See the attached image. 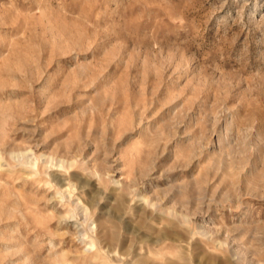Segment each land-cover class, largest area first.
Listing matches in <instances>:
<instances>
[{
  "label": "rangeland",
  "instance_id": "374dc122",
  "mask_svg": "<svg viewBox=\"0 0 264 264\" xmlns=\"http://www.w3.org/2000/svg\"><path fill=\"white\" fill-rule=\"evenodd\" d=\"M0 264H264V0H0Z\"/></svg>",
  "mask_w": 264,
  "mask_h": 264
}]
</instances>
